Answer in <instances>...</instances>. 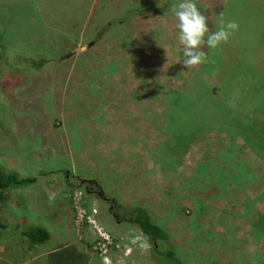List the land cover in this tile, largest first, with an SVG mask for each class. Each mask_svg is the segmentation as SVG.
I'll return each instance as SVG.
<instances>
[{
  "label": "rangeland",
  "instance_id": "374dc122",
  "mask_svg": "<svg viewBox=\"0 0 264 264\" xmlns=\"http://www.w3.org/2000/svg\"><path fill=\"white\" fill-rule=\"evenodd\" d=\"M178 2L0 0V168L33 179L4 189L0 264H45L67 243L88 264H154L145 236L110 203L144 207L183 264H264L263 157L223 127L188 126L195 83L211 93L225 77L222 96L238 111L248 84L207 62L182 66ZM196 2L212 32L220 13L239 23L217 51L252 47L264 65V0ZM175 126L191 134L182 144L168 141ZM34 227L48 238L28 248L19 230Z\"/></svg>",
  "mask_w": 264,
  "mask_h": 264
},
{
  "label": "trees",
  "instance_id": "16d2710c",
  "mask_svg": "<svg viewBox=\"0 0 264 264\" xmlns=\"http://www.w3.org/2000/svg\"><path fill=\"white\" fill-rule=\"evenodd\" d=\"M142 6H145L148 11H152L151 4ZM140 9L142 8L137 7L132 12L137 14L141 12ZM263 30L264 28L261 32V39L264 43ZM222 46L225 48L222 54L213 48L208 51L207 64L209 65L206 70L208 72L218 71L222 75L228 73V76H231L230 78L233 80L238 77L247 83L248 86L243 91V97H247L243 102L246 108L243 111L230 108L228 101L222 96L224 94L223 91L228 92L226 87L229 84L228 80L223 76L217 77L216 86L220 90L216 87L211 90V93L205 90L210 95L203 91L204 85L201 82L195 83V85L198 84V87L194 90L196 93L194 92L195 95L191 102L197 105V109L194 112L196 116L190 120L188 126L196 132L204 131L203 129L206 130V128L218 130L223 127L231 138L239 137L243 140L244 146L248 147L255 155L262 156L264 160V65H260L261 62L254 58L252 47L240 54V50L236 45L231 46L230 50L226 45L222 44ZM244 55L249 58V61H253L258 66L255 67L249 62L246 63L243 59ZM223 57L225 58L224 60ZM189 85L190 87L188 88L190 90L193 87V83ZM177 103L179 104L178 101ZM188 103V107L194 106L190 102ZM170 119L173 118L170 116ZM188 126L186 127L188 128ZM189 133L182 134L178 126H175L170 132L168 141L179 140L182 144V142L184 143L190 138L191 134ZM31 181H33L32 178L20 177L14 172L0 168V202L6 200L5 188ZM113 212L117 214L115 216L117 222H127L134 225L145 236L146 241L150 245V257L154 264H161V259L169 260L172 264H183L175 255L168 232L151 219L150 214L144 207L121 204ZM17 227L12 229H18ZM2 228H4V225L0 222V229ZM19 235L25 238L28 248L42 243L48 238V232L42 227L20 229ZM88 262L89 256L74 243L62 244L45 255V264H88ZM213 264L222 263L214 262Z\"/></svg>",
  "mask_w": 264,
  "mask_h": 264
},
{
  "label": "clouds",
  "instance_id": "9594fccd",
  "mask_svg": "<svg viewBox=\"0 0 264 264\" xmlns=\"http://www.w3.org/2000/svg\"><path fill=\"white\" fill-rule=\"evenodd\" d=\"M171 11L176 18L177 39L183 47L184 59L181 63L188 70L208 62L207 54L201 50L205 42L215 49L221 43H227L230 36L239 30L237 21L226 20L220 13L217 30L210 31L208 17L200 10L196 0H179L171 5Z\"/></svg>",
  "mask_w": 264,
  "mask_h": 264
},
{
  "label": "flooded vegetation",
  "instance_id": "af4514ba",
  "mask_svg": "<svg viewBox=\"0 0 264 264\" xmlns=\"http://www.w3.org/2000/svg\"><path fill=\"white\" fill-rule=\"evenodd\" d=\"M90 188H91V187H90ZM95 188H96L97 190L94 191L93 189H88V191L96 192V193L100 196V198H101L102 200L107 201V198L104 197V196L102 195V192L99 190V188H98L97 186H95ZM107 202H112V200H108ZM113 206H114V204H113V203H110L107 207H108V210L111 211V215H112L113 217H115L117 214L114 213V212H112V211L114 210Z\"/></svg>",
  "mask_w": 264,
  "mask_h": 264
},
{
  "label": "crops",
  "instance_id": "0c3cea01",
  "mask_svg": "<svg viewBox=\"0 0 264 264\" xmlns=\"http://www.w3.org/2000/svg\"><path fill=\"white\" fill-rule=\"evenodd\" d=\"M14 226H16V225H14Z\"/></svg>",
  "mask_w": 264,
  "mask_h": 264
},
{
  "label": "water",
  "instance_id": "95a60500",
  "mask_svg": "<svg viewBox=\"0 0 264 264\" xmlns=\"http://www.w3.org/2000/svg\"><path fill=\"white\" fill-rule=\"evenodd\" d=\"M88 45V44H87Z\"/></svg>",
  "mask_w": 264,
  "mask_h": 264
}]
</instances>
